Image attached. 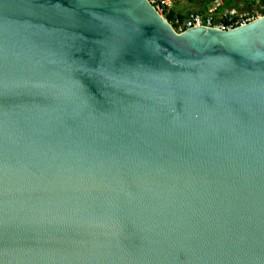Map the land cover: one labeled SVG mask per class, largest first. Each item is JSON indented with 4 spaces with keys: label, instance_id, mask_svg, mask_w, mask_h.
<instances>
[{
    "label": "water",
    "instance_id": "water-1",
    "mask_svg": "<svg viewBox=\"0 0 264 264\" xmlns=\"http://www.w3.org/2000/svg\"><path fill=\"white\" fill-rule=\"evenodd\" d=\"M0 264H264V15L0 0Z\"/></svg>",
    "mask_w": 264,
    "mask_h": 264
},
{
    "label": "built area",
    "instance_id": "built-area-1",
    "mask_svg": "<svg viewBox=\"0 0 264 264\" xmlns=\"http://www.w3.org/2000/svg\"><path fill=\"white\" fill-rule=\"evenodd\" d=\"M159 15L162 16L176 33H183L194 27H206L222 31H229L247 25L260 17L258 11L237 10L233 7H225L222 0H214L205 12H189L180 18L175 14L171 21L167 16L172 12V4L169 0H148Z\"/></svg>",
    "mask_w": 264,
    "mask_h": 264
},
{
    "label": "rangeland",
    "instance_id": "rangeland-1",
    "mask_svg": "<svg viewBox=\"0 0 264 264\" xmlns=\"http://www.w3.org/2000/svg\"><path fill=\"white\" fill-rule=\"evenodd\" d=\"M172 4V12L175 14L186 15L189 12H199L203 10L206 0H169ZM224 2V0H222ZM245 0H233L231 7L237 10L258 11V6L247 4ZM249 5V6H248ZM209 4L207 5V7ZM260 12V11H258ZM261 13V12H260Z\"/></svg>",
    "mask_w": 264,
    "mask_h": 264
},
{
    "label": "trees",
    "instance_id": "trees-1",
    "mask_svg": "<svg viewBox=\"0 0 264 264\" xmlns=\"http://www.w3.org/2000/svg\"><path fill=\"white\" fill-rule=\"evenodd\" d=\"M214 0H206L204 5H203V10L199 11L201 13L205 12L207 9V5L211 4ZM245 2H249L247 4L249 5H257L258 6V11H260L263 15H264V0H245ZM233 5V0H224V6L225 7H231ZM248 5V6H249ZM175 15V13L171 12L168 16H167V20L171 21L173 16ZM178 17L183 18V15L177 14Z\"/></svg>",
    "mask_w": 264,
    "mask_h": 264
}]
</instances>
